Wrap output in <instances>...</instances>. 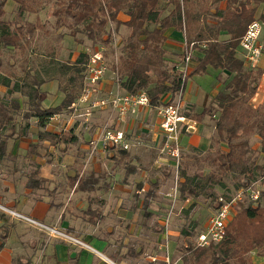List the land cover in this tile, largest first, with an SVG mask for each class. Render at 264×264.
<instances>
[{"label":"trees","instance_id":"1","mask_svg":"<svg viewBox=\"0 0 264 264\" xmlns=\"http://www.w3.org/2000/svg\"><path fill=\"white\" fill-rule=\"evenodd\" d=\"M8 1L17 6L14 18L10 21L2 19ZM53 2L56 5L52 11L55 24L68 28L69 34L74 38L77 34H82L96 49L102 48L104 58L111 56L106 65L116 75L115 81L120 90L130 95L145 91L151 108L160 104L164 94L169 92L173 97L177 92H183L187 80L193 75L205 74L208 67L228 73L209 106H203L199 112H195L191 104L183 107L182 113L196 122H200L205 116L212 119L215 149L213 154L203 159L207 164L206 170L188 175L186 169H180L178 165V199L183 201L200 196L211 197L215 202V209L218 206L215 188H226L225 179L229 177L233 180L235 190L253 182L261 186L262 190L258 200L247 201L245 206L238 209L228 223L224 237L218 242L197 245L189 240L196 224L182 226L180 236L185 239V243L179 247V262L176 264H252V253L264 256V205L260 203L264 197V165L257 163V156L264 155V97L259 103L253 101L263 71L257 66H250L237 55L240 37L247 25L253 19H258L264 26V13L257 15L264 0ZM40 5L39 0H0V164L6 159L16 158V153L9 148V142L15 143L26 136L31 118L36 119L38 127L44 128L53 115L71 113V104L81 94L87 64L95 50L91 48L90 52H80L74 61L63 62L49 78L57 80L61 95L59 103L55 105H47V92L41 88L46 79L31 75L27 67H21L24 72L22 79L12 82L13 73L10 69L14 66L10 60L18 55V59L28 65L31 54L38 56L34 46L36 31L43 30L44 24L39 20L24 21V14L37 13L42 7ZM119 14L127 16V20H121ZM121 26L126 27L128 32L114 48L113 35L118 33ZM169 28L181 32L188 46L193 44L190 48V62L195 61V65L183 82L179 72L182 52L179 59H172L170 67H166L168 58L164 44L165 32ZM222 35H226V38H222ZM4 49H12L14 52L8 54L5 60ZM1 87L5 88L4 94L1 93ZM16 93L25 97L24 104L14 97ZM20 113L25 120L22 126L16 119ZM73 130H61L59 133L41 131L39 136L50 144H64L66 147L77 139ZM252 138L257 139V148H252ZM35 145L38 148L37 144L30 145V150L26 153L28 158L35 153L31 150ZM105 148L112 150L113 159L122 166L119 182L129 184L130 176L138 171L131 162L129 149L113 146ZM37 173L34 170L28 175L25 181L27 188L39 189L44 186L46 180L36 178ZM78 174L79 171L71 177V185H75V191L82 192L95 190L99 177L102 176L88 172L78 178ZM141 186V183L137 184L138 189ZM160 186V182H152L145 192L142 208L148 219L152 217V212L149 211L150 201ZM224 190L226 193L223 196L228 197L229 188ZM188 211L184 210L186 213ZM102 218V212L90 204L82 212V220L94 226ZM7 235L8 228L3 227L0 231L1 244ZM127 253L137 258L142 253V246L139 250L129 247ZM114 262L119 263L120 260L115 258ZM101 263L108 264L103 261Z\"/></svg>","mask_w":264,"mask_h":264},{"label":"rangeland","instance_id":"2","mask_svg":"<svg viewBox=\"0 0 264 264\" xmlns=\"http://www.w3.org/2000/svg\"><path fill=\"white\" fill-rule=\"evenodd\" d=\"M39 1L41 2L40 7L41 6L42 7L38 10L37 13L24 14V21L34 22L36 20H39L41 23L44 24L43 30L38 29L36 31L37 40L35 41L34 46L38 56L31 57V59L33 58V60L31 61V63L29 62L27 65L25 63H22L21 60L18 59V55H15V57H13L10 60V63H13L14 66L13 68L10 69L11 72L13 73V76H11V80L13 82L15 79H19V80L22 79V77L24 76V72L21 70V67L22 66L27 67L31 75L34 74L38 78L46 79V83L43 84L41 87L46 92L50 91L49 94H47L48 103L47 102L46 103L47 105H55L59 103L61 99V95L57 80L55 79L49 80V78H51V76L54 74V72L57 70L60 64H62L63 62H72L75 60V58L80 52H84V51L90 52L91 48L96 49V46H92L91 41L85 38L84 35L77 34L76 37L74 38L69 34L70 30L68 28H66L65 26L59 27L55 24V18L52 15V11L56 7V5L55 2H53V0H39ZM16 8H17L16 4H14L11 1H8L4 7L5 13L2 19L9 21L12 20L15 15ZM261 12L264 13V4L259 6L257 15L260 14ZM127 32H128L127 28L121 26L118 33L113 35L114 48L115 46H117L118 42H121L122 39L127 35ZM222 38L225 39V37ZM262 40L264 42V34H262ZM182 44H184V39ZM3 51H4V60L8 57V54L14 53L12 52V49H4ZM168 52L166 55L168 58V60H166L167 62L166 67H170L172 59H179L180 56L179 54L168 53ZM117 53L118 52H116V55ZM110 58L111 56H107V58H104L105 62H108ZM51 59H54L55 61L51 62L50 61ZM108 69L109 68L107 65V71L105 75L107 74L110 75L111 76L110 79L115 81L116 75L113 74L112 71H110V69L109 70ZM214 70L215 69L210 67V70L208 72L206 71L207 73L203 75H193L191 77V80L190 81L188 80L189 83L187 82V84H191L193 93H195L194 90L196 88H198V90L204 89L205 91H210L211 84L214 83L215 74L212 73L214 72ZM114 83H116V81ZM1 90H2L1 93L4 94L5 88L1 87ZM14 97L17 98L19 101L22 102L24 101L23 96H21L18 93L14 94ZM192 100L196 102L197 98L195 97V94H193ZM210 104H208V106ZM184 106L186 105L184 104ZM23 108H25L24 105ZM23 108L22 111H24ZM139 110L136 113H134V115L136 114L138 116L139 112L142 114L141 110L140 111ZM194 110L195 112L200 111L201 108H197L194 106ZM108 112L109 110L107 109H103V110L97 109L92 112V114L90 115L91 117L90 116L85 117L83 115L85 114V107L80 106L79 112L75 115V117H73L74 119L72 122H74L75 120L76 122L85 123L86 125L85 134L88 142L90 136H92L91 133L93 135L95 133L94 131L95 128L97 127L96 125H99L104 122V119L108 115ZM65 114L66 113L64 114L61 113V117H59L60 114L53 115L50 121L47 123V125L50 124V127L57 131H60L63 127L67 128L66 127L67 119L65 118ZM154 115L158 120L159 117L156 115V111L154 112ZM139 116L136 117V119L137 118L140 119ZM88 117L90 118L88 119V121H86L85 118ZM16 119L20 124V126L25 124V120L21 118V113L17 115ZM206 121H207L206 125L208 127H211L213 124L212 119L210 117L209 118L206 117ZM72 122H70V124H72ZM31 125L33 127V130H35V128L38 127L36 125L34 118H31L29 121V126ZM52 125L55 127L53 128ZM207 130H208L207 133L205 130L202 132V134L205 133L204 134L205 138L209 136L207 138V142L200 143L196 147H193L191 145L182 147L180 140L179 166L180 169L185 168L186 173L188 175H192L199 170H206L207 164L203 159L207 155L213 154L214 152L215 149V145L213 142L214 132L211 129H207ZM162 136L161 138L159 137L157 139L155 143V147L157 148L155 150H152L148 146H144V145L141 148L135 149L136 151L139 152L141 158V166L151 162L153 159H155L154 158L155 156L156 157L161 156L164 159L166 158L167 160L168 159L171 160V157L167 154V150L166 151L163 150L164 137ZM162 138H163V143H162ZM33 140H35V138ZM23 144H25L24 147L25 150L23 151L22 149H20V153L18 150L16 151L17 154L16 158L19 157L18 160L9 158L0 164V201L1 202L12 201L11 200L12 197L9 196L8 194H5V192L2 190L3 184H5V182H7L8 180H14V179L17 180L19 176L25 175L23 174L25 172L29 173L30 170L34 168L33 166H35L31 163V160H34L36 163L37 158L42 157L41 160L54 161L53 159H57L59 156L60 159L62 156L59 155L61 153V150L47 151L44 150L46 148L40 147V149H37L35 145V147L31 148V150L33 149L35 153L31 154L29 158L27 157L24 160V157H26L25 154L28 152V150H30V145L37 143L30 142L29 144L28 141L26 140L25 142H23ZM14 145L15 143L13 141L9 142L10 150H15ZM40 145L42 146V144H39V146ZM251 146L252 148H257L258 142L256 138H252ZM37 152L39 153V157L36 158V155H38ZM95 154L96 153H94L92 156L96 157L97 164L100 163L101 167L102 164H106V165L109 164L110 153L106 152L105 154H101V156ZM26 162H29L30 164L26 165L25 164ZM167 163L169 162L167 161ZM257 163L260 165H264V155L257 156ZM59 169L60 170H57V167H53V170H56L55 175H57L58 180H62L63 169L62 168ZM170 169H168L166 165L163 164L160 165L158 170L155 171L153 169L151 170L148 168L147 171L148 178H158L159 180H161V182L163 181L159 192L155 197L152 198L150 203V209L154 213V215L151 218L148 219L143 214L142 207H140L141 199L144 195V192L140 191V193L137 194L138 195L137 196L135 194V188L133 187V185L119 186L117 188V191L113 193L114 195L106 200V203L108 202L107 211L110 210L111 216L108 215L106 220L102 221L101 226L98 228L91 227L89 226V224L87 225V223L86 225L84 224L82 226L78 225L77 230L79 231V234H83L93 239L97 238L98 240L102 241L103 249L105 250V253H107L106 255L111 257L112 261L113 259L118 258L120 260L118 264H149L151 262L157 264L161 261H166L167 264H176L177 262H179V256H180L179 247L185 243L184 242L185 239L180 236V231L182 229V226H188V225L191 226L192 223L196 224V228L193 231L192 236L189 238V240L191 239L193 243L196 244V236L205 228L207 219L209 218L211 212L214 209L213 206L215 205V202L211 197H206V196H200L197 199H187L183 201L179 200L178 192L174 190L175 177L173 178V174L170 172L173 170ZM180 169L179 168L177 169L176 179L178 177V173ZM17 170L19 171L17 172ZM121 170L122 168L120 166L117 167L115 166L113 183H116V181L122 176ZM167 173L168 176H166ZM258 183H260V181H258ZM225 184H226V188L227 189L229 188V192L227 194L229 195L235 194L234 193L235 189H233V180L230 177L225 179ZM45 186L46 185L44 183V187ZM259 187L262 190V187L261 186ZM226 188L216 187L215 195L217 197L225 195L226 192L224 189ZM40 190L41 191L37 192L36 189H31V191L29 192L31 194L30 198H32L33 196H38L40 194L47 193L46 188L45 190H43V188ZM100 192H99L100 195L104 193L101 190ZM94 193L95 192L87 193L85 194V196H89L88 198H91ZM75 199L76 198L73 197L72 200H70V202L75 203ZM82 201L84 203L83 208H85L88 202L85 199H82ZM76 202H78V200ZM260 203L264 205V197L261 198ZM246 204L247 201L240 202L236 209V212L238 211L239 208H242ZM117 205L118 207L116 208ZM185 209H188L189 211L186 213L184 212ZM81 211L82 210L79 209V211L77 212L76 215L78 217L82 215ZM115 211L117 212V216L120 217L116 216ZM126 212L129 213L128 218H130L131 220H128L127 218L128 221H126V219L121 218V215H124V213ZM72 223L73 225H77L79 224V221H73ZM31 224H35V223L32 222ZM53 228H55L58 232H53L50 229H47L46 231L48 232L47 233L48 235L55 236L56 240L59 241H66L72 244H79L80 246L86 248V250L94 254L92 251H90L92 249L90 248V246H88L89 244H87L86 242H84V244H81L75 241L74 237L71 236L72 234H70L71 232L64 229H60L59 225ZM88 243L94 245L92 242H88ZM140 246H142V253L138 255L137 258L132 257L130 256L129 253H127L129 247H134L135 250H139ZM252 257H253V264H264V256L253 254ZM92 262L98 264V259H94ZM92 262L91 264H94ZM69 264H72V262H69Z\"/></svg>","mask_w":264,"mask_h":264},{"label":"crops","instance_id":"3","mask_svg":"<svg viewBox=\"0 0 264 264\" xmlns=\"http://www.w3.org/2000/svg\"><path fill=\"white\" fill-rule=\"evenodd\" d=\"M119 18L123 21L127 20V16L123 14H119ZM165 35L166 41L164 47L166 51H170L168 53L181 55L184 35L181 32H176L172 28L167 29ZM222 37L226 38V35H222ZM239 52H237V55L241 56ZM33 55L34 54H31V57H33ZM32 60L33 58H30V63ZM194 65L195 61L190 62V71L192 70ZM256 66L263 71L259 83H264V53L261 55ZM209 70L210 67L207 68V72ZM212 73H214L215 76L214 83L211 84L210 91H205L204 89L198 90V88H196L194 90L195 93H193L191 84L186 83L182 96L183 105L185 104L186 106H188L191 104L197 108H202L203 106H208V104L212 102L213 97L221 89L222 83L228 75V73L224 70H214V72ZM104 76L105 78L103 79L101 85L102 90L105 92L114 91L117 84L114 83L115 81L110 79V75L107 74ZM188 80L190 81L191 77ZM49 92H47V94H49ZM193 94H195V97L197 98L196 102L192 100ZM263 97L264 93L258 90L257 94L253 98V101L255 103H259L262 101ZM23 98L25 101V97ZM169 98H171V94L168 92L162 96L161 101H165ZM104 109L109 110L108 115L104 119L103 123L96 125L97 127L94 126L96 127L94 131L95 133L94 135L91 133L92 136H90L88 142L85 134V123L76 122L75 120L74 122H72L74 119L73 117H75V115L72 114V111L70 114H65V118L67 119V128L63 127L61 130H68L73 128V132L77 136V139L73 143L67 144L66 147L64 146V144H61V146L50 144L44 138H40L39 133L41 131L51 133H59L61 131L52 129L50 127V124L47 125L51 118L46 122L44 128L37 127L35 128V130H33L32 125L29 126L26 131V136L16 140L14 145L15 150H13V153H16L17 150L20 153V149L24 151L25 144H23V142L27 140L29 144L30 142L37 143V149H40L41 147L46 148L44 150L47 151L61 150V153L59 155L62 156L60 159V156L57 159H53L54 161L41 160L42 157H39V153L37 152L38 155H36V158L39 157L40 159L37 158L36 163L34 160H31V163L35 166H33L34 168H32L29 173L25 172L23 173L25 175L19 176L17 180H8L7 182H5V184H3L2 190L5 192V194H8L12 197V201H0V231L3 229V227L8 228V235L3 241V244H1L2 241L0 240V245H2L0 247V264H69V262H72V264H91L94 259H98V264L102 261L108 264H116L115 262H113L114 259L112 261V258L106 255L107 253H105V250L103 249L102 241L98 240L97 238L93 239L83 234H79L77 226H82L84 224L86 225L87 223L82 220V215L80 217L76 215L79 209L82 210V213L89 204L91 205V207L99 209L103 214V218L95 226L87 223V225L89 224V226L91 227L98 228L101 226V222L106 220L108 215L111 216L110 210L107 211L108 202L106 203V200L114 195L113 193L117 191V188L119 186L133 185L136 195L139 194L140 191L144 192L145 195V192L150 188V183L160 182L162 184L163 182H161V180H159L158 178H148V168L155 171L158 170V168L162 164L166 165L168 169L172 167L170 170L173 171L170 172L173 174V178L175 177V170L172 159L167 160L166 158L164 159L161 156H155V159H153L151 162L141 166V158L139 152L135 150L141 148L143 145L148 146L152 150H155L157 148L155 147L157 139L159 137L161 138V136L163 135L159 128L158 120L154 115V108H140L142 112V114L139 112L140 116L138 114L140 119H136V117H138L136 114V116L134 114H130L126 118L121 120H119L116 112L112 109ZM59 117H61V114ZM90 117L85 120L88 121ZM206 117L209 118V116H205L200 122H196L195 127L189 131H186L185 128H183L180 136L182 147L189 145L196 147L200 143L207 142V138L209 136L205 138V133L202 134V132L205 130L207 133V129H211L213 131V127H208L206 125ZM34 120L36 122V119ZM70 122H72V124H70ZM104 125H111L114 128L123 130L127 139L132 144L129 148L130 159L131 162L138 168V171L136 174L130 176L129 184H121L119 182L122 176L116 181V183H113L115 166H120L121 168L122 166L113 159L112 150L103 147L101 142H98L96 147L92 149L90 141L97 136L100 128ZM52 127L54 128L55 126L52 125ZM34 138L35 140H33ZM39 144H42V146H39ZM106 152L110 153V161L108 165L102 164L101 167L100 163L97 164L96 157H93L92 155L96 153L95 155L101 156V154H105ZM18 158L19 157L15 158V160H18ZM25 158H27V156L24 157V160ZM167 161L169 163H167ZM29 162H26L25 164H30ZM53 167H57V170H60L59 168L63 169L62 180H58L57 175H55L56 170H53ZM34 170L38 171L36 178L40 177L46 180V186H43L42 188L43 190H45L46 188L47 193L30 198L31 194L29 192L31 191V189L25 186V181L28 175ZM18 171L19 170H17V172ZM77 171H79L78 178L82 174L87 175L88 172H94L96 174L95 176L102 174V176L100 175L99 180L96 184V189L91 192L75 191V185H71V177H73ZM139 183L142 184L140 189L137 188V184ZM114 184H116L117 187ZM42 188L36 189L37 192L41 191L40 189ZM106 188H108L107 191ZM100 190L104 192L101 195ZM92 192H95L91 197L92 199L88 198L89 196H85V194ZM144 195L141 199L140 207H142ZM73 197L76 198L75 203L70 202ZM82 199H85L88 202L85 208H83L84 203ZM77 200L78 202H76ZM117 207L118 205L116 206V208ZM149 211L152 212V210L150 209V204ZM115 214L117 216L116 211ZM153 215L154 213L152 212V216ZM128 216L129 213L126 212L124 213V215H121V218L126 219V221L131 220L130 218H128ZM31 220L35 221L38 224H31ZM73 221H79V224L73 225ZM57 225H59L60 229L71 232L70 234H72L71 236H73L74 239L76 238L83 243L86 242L87 244H89L88 246H90V248L92 249L90 251H92L94 254H92L91 252L86 250V248L80 246L79 244L59 241L56 240L55 236L48 235V232L46 230L50 229L51 231H53L52 229H55L53 227H56ZM88 242H92L94 245H91ZM253 254H251L252 264ZM92 263L95 264V262Z\"/></svg>","mask_w":264,"mask_h":264},{"label":"built area","instance_id":"4","mask_svg":"<svg viewBox=\"0 0 264 264\" xmlns=\"http://www.w3.org/2000/svg\"><path fill=\"white\" fill-rule=\"evenodd\" d=\"M263 29V23L258 19H253L247 25L239 40L241 57L252 67L257 65L264 51V42L261 38ZM192 45L188 46L184 40L183 56L179 65L182 82L190 72V48ZM106 71L107 65L103 57L102 48L95 49L87 64L81 94L71 104L73 115L79 112L80 106L85 107V114H83L85 117L90 116L97 109L110 108L116 112L117 117L121 120L130 114L136 113L140 108L150 107L149 97L145 91L130 95L120 90L118 85H116L114 91H103L101 85ZM258 90L264 93V83H259ZM182 96L183 92L179 91L173 97L161 101L154 108L156 115L159 117L158 124L164 137L163 150H167V154L173 161L175 170L174 190H176V174L180 159V136L182 130L185 128L186 131H189L196 125V121L189 119L182 113L184 107ZM98 142H101L103 147L113 146L126 150L132 145L123 130L114 128L111 125L102 126L97 136L90 141L93 148L96 147ZM234 193L228 197H218V206L211 212L205 228L196 236L197 245L204 246L220 241L224 237L228 223L233 218L239 203L258 200L261 189L256 182H253L246 187L238 188ZM31 221L38 224L33 220ZM52 230L53 232H58L55 229ZM74 240L84 244L76 239Z\"/></svg>","mask_w":264,"mask_h":264}]
</instances>
